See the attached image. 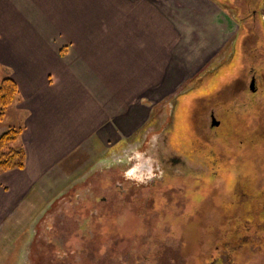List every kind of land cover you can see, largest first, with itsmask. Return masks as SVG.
I'll return each mask as SVG.
<instances>
[{
    "label": "rangeland",
    "instance_id": "obj_1",
    "mask_svg": "<svg viewBox=\"0 0 264 264\" xmlns=\"http://www.w3.org/2000/svg\"><path fill=\"white\" fill-rule=\"evenodd\" d=\"M153 1L180 31L161 87L130 101V135L88 136L47 171L0 228V264H264V0ZM9 62L19 96L0 134L73 81Z\"/></svg>",
    "mask_w": 264,
    "mask_h": 264
},
{
    "label": "crops",
    "instance_id": "obj_2",
    "mask_svg": "<svg viewBox=\"0 0 264 264\" xmlns=\"http://www.w3.org/2000/svg\"><path fill=\"white\" fill-rule=\"evenodd\" d=\"M179 32L153 0H0V57L9 58L11 71L63 69L73 77L43 86L30 105L21 133L24 166L0 173V228L47 192L35 185L86 137L130 135V101L161 87ZM19 85L31 96L37 87Z\"/></svg>",
    "mask_w": 264,
    "mask_h": 264
},
{
    "label": "trees",
    "instance_id": "obj_3",
    "mask_svg": "<svg viewBox=\"0 0 264 264\" xmlns=\"http://www.w3.org/2000/svg\"><path fill=\"white\" fill-rule=\"evenodd\" d=\"M18 96L19 91L15 80L10 77L2 78L0 81V120L3 117V114L15 103V101L18 99ZM249 117L253 116L250 115ZM255 118L257 119L256 114ZM216 120L219 121L220 119L217 118ZM259 120L260 118L257 121ZM261 125L263 127V122H258V124L256 123L254 127L259 126L260 128ZM23 129L24 126L10 125L5 131L0 134V173L8 169L22 168L24 166L25 151L23 145H19L17 147L13 146V142L16 141L17 137L22 133ZM257 137H259L260 141L264 140L263 134H258ZM261 153H263V151H261ZM253 154L254 156H258V150L255 149ZM243 218L247 219L248 217L244 216ZM243 218L242 221H245L243 220ZM249 218H251L252 220V216ZM246 224L247 223H245L244 225ZM248 224L251 225L249 222Z\"/></svg>",
    "mask_w": 264,
    "mask_h": 264
},
{
    "label": "flooded vegetation",
    "instance_id": "obj_4",
    "mask_svg": "<svg viewBox=\"0 0 264 264\" xmlns=\"http://www.w3.org/2000/svg\"><path fill=\"white\" fill-rule=\"evenodd\" d=\"M253 79L255 80L254 75H253V76H250V81H249V84H248V88H250V84H251V81H252ZM253 82H254V81H253ZM253 88L255 89V87H254V83H253ZM250 90H251V88H250ZM252 91H253V90H252ZM212 116H213L215 119H217L216 116H215L214 111H212V112L210 113V118H211ZM219 121H220V120H219ZM219 123H220V122H219ZM218 125H219V124H218Z\"/></svg>",
    "mask_w": 264,
    "mask_h": 264
},
{
    "label": "water",
    "instance_id": "obj_5",
    "mask_svg": "<svg viewBox=\"0 0 264 264\" xmlns=\"http://www.w3.org/2000/svg\"><path fill=\"white\" fill-rule=\"evenodd\" d=\"M254 81V79L251 81V84H250V88H251V90H254V88H253V82ZM211 124L212 125H218L219 124V121L218 120H216L213 116L211 117Z\"/></svg>",
    "mask_w": 264,
    "mask_h": 264
}]
</instances>
